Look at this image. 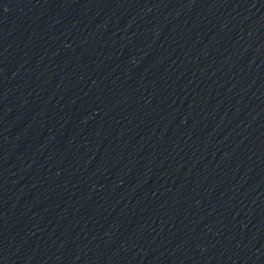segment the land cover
I'll use <instances>...</instances> for the list:
<instances>
[{
    "label": "water",
    "instance_id": "1",
    "mask_svg": "<svg viewBox=\"0 0 264 264\" xmlns=\"http://www.w3.org/2000/svg\"><path fill=\"white\" fill-rule=\"evenodd\" d=\"M0 106L264 185V0H0Z\"/></svg>",
    "mask_w": 264,
    "mask_h": 264
}]
</instances>
